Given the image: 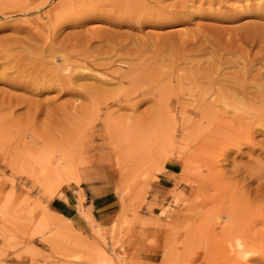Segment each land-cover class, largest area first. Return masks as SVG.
<instances>
[{"label":"rangeland","instance_id":"obj_1","mask_svg":"<svg viewBox=\"0 0 264 264\" xmlns=\"http://www.w3.org/2000/svg\"><path fill=\"white\" fill-rule=\"evenodd\" d=\"M237 219L263 226L264 0H0V264H264Z\"/></svg>","mask_w":264,"mask_h":264},{"label":"bare ground","instance_id":"obj_2","mask_svg":"<svg viewBox=\"0 0 264 264\" xmlns=\"http://www.w3.org/2000/svg\"><path fill=\"white\" fill-rule=\"evenodd\" d=\"M51 71V70H49ZM46 73V72H45ZM55 73V72H54ZM79 73V72H78ZM83 73V72H82ZM65 74V73H64ZM73 74V73H72ZM75 74V73H74ZM59 75V74H58ZM58 77V76H57ZM69 77V76H68ZM60 78V77H59ZM57 79V78H56ZM52 81V80H51ZM46 83V82H45ZM42 85V83H41ZM62 86V85H61ZM38 87V86H37ZM64 89V88H63ZM61 90V89H59ZM221 95V94H220ZM224 96V95H223ZM218 97V96H216ZM230 97V96H229ZM234 99V98H233ZM221 100V99H220ZM225 101V100H224ZM212 102V101H211ZM220 102V101H219ZM208 103V102H207ZM221 103V102H220ZM212 104V103H210ZM215 104V103H214ZM209 105V104H208ZM221 105V104H220ZM223 106V105H222ZM229 106V105H228ZM207 107V106H206ZM205 107V108H206ZM204 110V109H203ZM206 111V109H205ZM206 113V112H205ZM215 120V119H214ZM224 120V119H223ZM67 148V147H66ZM69 149V148H68ZM70 150V149H69ZM126 150V149H125ZM72 152V150H70ZM69 151V152H70ZM68 152V153H69ZM74 154V153H73ZM70 154H67V150L64 151L63 153V159L64 161V165L63 167H59L58 173L59 176L67 179V180H74L76 178V174H77V168L74 164L72 163H68V158H69ZM76 156V155H74ZM72 156V157H74ZM71 158V156H70ZM69 158V159H70ZM75 158V157H74ZM72 158V159H74ZM37 169L39 168L38 166L36 167ZM35 169V171L37 170ZM40 169V168H39ZM38 169V170H39ZM49 171V170H46ZM249 207V206H248ZM220 210V209H219ZM238 210V209H237ZM236 210V211H237ZM228 213V212H227ZM235 216L238 213L235 212ZM254 213V212H253ZM238 215V214H237ZM262 215V214H261ZM260 215V216H261ZM262 221L263 226L262 227H258V228H251L253 225H255L256 220L255 219H250L243 222L237 219L236 221V225L235 226H231L229 229L222 228L221 231V235L224 236L226 239L227 238H233V240H230V248H232L233 251H235L237 253V255H239L241 258H247L249 256H251L252 254H254V252H258L259 248L258 245L255 242V237L258 235H264V220H260ZM211 224V222H210ZM209 224V221H207L206 223H204L203 228H202V232L205 235V240H208L210 237L213 238V230L214 228L211 227V225ZM213 226V225H212ZM207 238V239H206ZM261 239V238H260ZM211 240V238H210ZM259 240V239H258ZM214 245V246H213ZM213 249L216 250L217 254L221 256L223 255L222 259H218L217 262L218 264H234V262H236L234 257H229V255H227V252H229V248L228 246H226L224 243L221 242H214L213 244ZM220 257V256H219Z\"/></svg>","mask_w":264,"mask_h":264},{"label":"crops","instance_id":"obj_3","mask_svg":"<svg viewBox=\"0 0 264 264\" xmlns=\"http://www.w3.org/2000/svg\"><path fill=\"white\" fill-rule=\"evenodd\" d=\"M84 193V205L88 206V211L93 220L101 224L108 223L114 213V208L107 205L106 203H102L100 201L101 199L97 198L98 195H93L92 197L87 198L86 192ZM64 197L65 199L59 196L54 199H51L49 202V209L53 211L51 213L54 215L53 217H55V219H67L66 217H62L61 213L68 211V207H72L74 204H77L75 201L76 195L73 192L67 191V193H64Z\"/></svg>","mask_w":264,"mask_h":264}]
</instances>
